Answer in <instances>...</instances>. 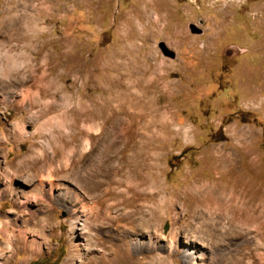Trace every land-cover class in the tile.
I'll use <instances>...</instances> for the list:
<instances>
[{"label":"rangeland","instance_id":"rangeland-1","mask_svg":"<svg viewBox=\"0 0 264 264\" xmlns=\"http://www.w3.org/2000/svg\"><path fill=\"white\" fill-rule=\"evenodd\" d=\"M0 192L11 264H264V0H0Z\"/></svg>","mask_w":264,"mask_h":264},{"label":"bare ground","instance_id":"bare-ground-1","mask_svg":"<svg viewBox=\"0 0 264 264\" xmlns=\"http://www.w3.org/2000/svg\"><path fill=\"white\" fill-rule=\"evenodd\" d=\"M89 127V126H88ZM92 127H94V129L95 130H97V127L96 126H92ZM91 130V129H90ZM84 131V130H83ZM87 131H89V130H87ZM98 131V130H97ZM222 161V160H221ZM21 164L20 163H16L14 166L15 167H19ZM138 176V175H137ZM141 177V176H140ZM145 178V177H144ZM140 179V178H139ZM140 180H142V179H140ZM142 181H144V180H142ZM152 181V180H151ZM145 182V181H144ZM142 183V182H141ZM204 186H207V185H204ZM204 186H202V187H195V193H197V197L201 194V193H203V192H205V190L208 188V187H204ZM139 187V186H138ZM151 187V186H150ZM192 189H194V188H192ZM212 189V188H211ZM129 190H131V192H132V194H134V197H135V195L136 194H138L139 192H138V189H137V187L135 186V185H133V186H130V189ZM216 190V189H215ZM207 191V190H206ZM210 191V190H209ZM145 193V192H144ZM216 193V192H215ZM8 194H9V192H8ZM147 194V193H146ZM193 194V193H192ZM191 194V195H192ZM141 196V195H140ZM203 196V195H202ZM4 198V193H1L0 192V201L2 200L1 198ZM196 197V196H195ZM214 197V196H213ZM199 198V197H198ZM205 199L207 200V198L205 197ZM212 199V198H211ZM201 200V199H200ZM125 201V200H124ZM123 201V202H124ZM127 202V201H126ZM209 203V202H208ZM196 204V203H195ZM226 205V204H225ZM209 206V205H208ZM208 206H207V208H208ZM14 207V206H13ZM204 207V206H203ZM227 207V206H226ZM96 208V207H95ZM12 209H15V207L14 208H12ZM92 217V216H91ZM96 218V217H95ZM86 221H84L83 219H81V218H75V220H73V221H71L70 222V229H69V231H70V236H71V238L73 239L74 237H75V235H76V233H77V230H78V228H81V229H85L86 227V223H85ZM92 224V223H91ZM147 226V225H146ZM93 227V226H92ZM87 229V228H86ZM88 229H89V227H88ZM34 230V229H33ZM139 231V230H138ZM38 232V231H37ZM140 233H141V235H143L144 234V229L142 228V229H140V231H139ZM26 234V232L25 233H23V231L21 230V229H17V228H12V227H10L8 224H6V223H2L1 225H0V242H1V244L2 245H0V260H1V263L0 264H11V262H12V260H13V258L15 257V256H17V254L19 253V252H22V251H26V252H29V253H32L33 252V246H34V241L33 240H31V241H28L26 238H25V235ZM97 234V233H96ZM95 234V235H96ZM39 235H42V234H39ZM77 236V235H76ZM97 236V235H96ZM96 242V241H95ZM89 243V242H88ZM96 244V243H95ZM71 247H72V249H71V251H69V254H68V258H69V261L70 260H73V258H75V257H77V258H81L80 257V251H79V249L77 248L76 250L75 249H73L74 247H75V245L72 243V241H71ZM98 246V245H97ZM96 247V246H95ZM125 248H126V246H125ZM88 249V248H87ZM128 249H129V247H128ZM90 251H91V249H89ZM93 250V249H92ZM126 250H127V248H126ZM79 251V252H78ZM96 251V250H95ZM94 251V252H95ZM124 251V250H123ZM153 251V250H152ZM127 252H128V254L126 253V255H124V257L126 256L127 258H132V257H134V256H132L131 254H129V250H127ZM93 253V252H92ZM120 253L121 254H123L122 252H120V250L119 249H115V250H112L111 249V251H108V254L107 253H105V255H104V253H102L101 254V260L100 261H98V263L97 264H119V260H121L120 258H119V255H120ZM87 255H88V253H87ZM104 255V256H103ZM100 256V255H99ZM125 257V258H126ZM96 260L97 258L94 256V258L93 257H91L90 258V261L91 260ZM124 259V258H123ZM129 259V260H130ZM132 259H134V258H132ZM65 261V260H64ZM139 261V260H138ZM121 262V261H120ZM132 262V261H131ZM130 262V263H131ZM85 264H86V262H85ZM88 264V263H87ZM92 264V263H91ZM94 264H96V263H94Z\"/></svg>","mask_w":264,"mask_h":264},{"label":"water","instance_id":"water-1","mask_svg":"<svg viewBox=\"0 0 264 264\" xmlns=\"http://www.w3.org/2000/svg\"><path fill=\"white\" fill-rule=\"evenodd\" d=\"M168 55H169L170 57H173V53H171V52H169Z\"/></svg>","mask_w":264,"mask_h":264}]
</instances>
